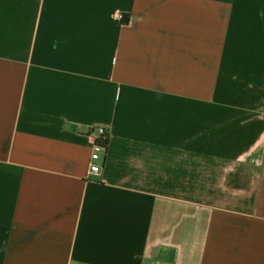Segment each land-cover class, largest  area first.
Instances as JSON below:
<instances>
[{
	"label": "crops",
	"instance_id": "crops-1",
	"mask_svg": "<svg viewBox=\"0 0 264 264\" xmlns=\"http://www.w3.org/2000/svg\"><path fill=\"white\" fill-rule=\"evenodd\" d=\"M0 264H264V0H0Z\"/></svg>",
	"mask_w": 264,
	"mask_h": 264
},
{
	"label": "built area",
	"instance_id": "built-area-1",
	"mask_svg": "<svg viewBox=\"0 0 264 264\" xmlns=\"http://www.w3.org/2000/svg\"><path fill=\"white\" fill-rule=\"evenodd\" d=\"M117 19L123 21L124 15L118 14ZM88 136L91 138L93 145L96 148V151L91 157L88 177L95 178L100 176L102 171V165L100 163L103 162V158L100 151L107 152L109 145V132L103 127H95L89 130Z\"/></svg>",
	"mask_w": 264,
	"mask_h": 264
}]
</instances>
